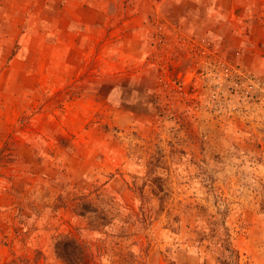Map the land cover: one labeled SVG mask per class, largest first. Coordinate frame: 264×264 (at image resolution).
Masks as SVG:
<instances>
[{
  "label": "rangeland",
  "instance_id": "1",
  "mask_svg": "<svg viewBox=\"0 0 264 264\" xmlns=\"http://www.w3.org/2000/svg\"><path fill=\"white\" fill-rule=\"evenodd\" d=\"M264 264V0H0V264Z\"/></svg>",
  "mask_w": 264,
  "mask_h": 264
},
{
  "label": "trees",
  "instance_id": "2",
  "mask_svg": "<svg viewBox=\"0 0 264 264\" xmlns=\"http://www.w3.org/2000/svg\"><path fill=\"white\" fill-rule=\"evenodd\" d=\"M57 253L66 264H85V246L78 237H61L57 242Z\"/></svg>",
  "mask_w": 264,
  "mask_h": 264
}]
</instances>
